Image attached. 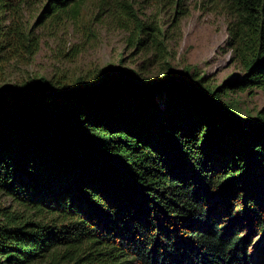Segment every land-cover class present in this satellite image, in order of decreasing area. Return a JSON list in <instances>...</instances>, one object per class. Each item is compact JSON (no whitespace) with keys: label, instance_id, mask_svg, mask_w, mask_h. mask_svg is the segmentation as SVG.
<instances>
[{"label":"trees","instance_id":"obj_1","mask_svg":"<svg viewBox=\"0 0 264 264\" xmlns=\"http://www.w3.org/2000/svg\"><path fill=\"white\" fill-rule=\"evenodd\" d=\"M96 1L161 48L136 0ZM156 1L186 15L184 0ZM83 2L46 0L45 14ZM209 2L229 19L237 88L141 65L0 91V264H264V113L211 101L264 90V0Z\"/></svg>","mask_w":264,"mask_h":264},{"label":"rangeland","instance_id":"obj_2","mask_svg":"<svg viewBox=\"0 0 264 264\" xmlns=\"http://www.w3.org/2000/svg\"><path fill=\"white\" fill-rule=\"evenodd\" d=\"M136 1L139 20L159 26L161 48L153 37L138 45L132 24L121 25L124 21L99 10L96 0L57 15L45 14L46 0H9L0 7V91L27 88L41 78L66 85L79 79L91 83L103 72H141V65L146 67L143 76L154 81L173 72L201 80L203 88L216 92L238 87L244 70L227 43L224 9L209 0H184L186 15L181 16L164 2ZM211 101L217 107L230 105L248 120L264 113V90L258 88L238 89Z\"/></svg>","mask_w":264,"mask_h":264}]
</instances>
